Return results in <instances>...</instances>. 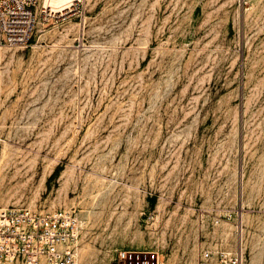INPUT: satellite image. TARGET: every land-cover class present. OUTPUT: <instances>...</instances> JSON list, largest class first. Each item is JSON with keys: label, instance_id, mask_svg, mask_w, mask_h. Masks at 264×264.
<instances>
[{"label": "rangeland", "instance_id": "rangeland-1", "mask_svg": "<svg viewBox=\"0 0 264 264\" xmlns=\"http://www.w3.org/2000/svg\"><path fill=\"white\" fill-rule=\"evenodd\" d=\"M0 48V209L71 211L79 264H264V0H72Z\"/></svg>", "mask_w": 264, "mask_h": 264}, {"label": "built area", "instance_id": "built-area-1", "mask_svg": "<svg viewBox=\"0 0 264 264\" xmlns=\"http://www.w3.org/2000/svg\"><path fill=\"white\" fill-rule=\"evenodd\" d=\"M39 14L68 15L71 3ZM40 0H0V48L27 45L36 25ZM49 15V14H47ZM79 221L71 211L37 212L28 208L0 209V264H79ZM205 252L198 264H210ZM116 264H163L156 251L123 250Z\"/></svg>", "mask_w": 264, "mask_h": 264}, {"label": "bare ground", "instance_id": "bare-ground-1", "mask_svg": "<svg viewBox=\"0 0 264 264\" xmlns=\"http://www.w3.org/2000/svg\"><path fill=\"white\" fill-rule=\"evenodd\" d=\"M69 1L72 0H44V5L46 7H51L52 9L58 8L59 5L67 4Z\"/></svg>", "mask_w": 264, "mask_h": 264}]
</instances>
